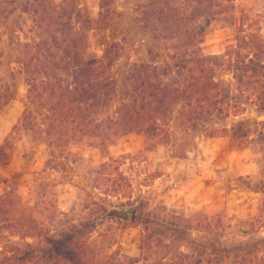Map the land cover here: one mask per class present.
Returning a JSON list of instances; mask_svg holds the SVG:
<instances>
[{
    "label": "trees",
    "instance_id": "16d2710c",
    "mask_svg": "<svg viewBox=\"0 0 264 264\" xmlns=\"http://www.w3.org/2000/svg\"><path fill=\"white\" fill-rule=\"evenodd\" d=\"M235 1L148 0L139 5L138 22L152 42L150 61L119 71L116 63L121 44L102 43L104 50L99 57L90 51L87 33L94 25L107 22L110 0H101L97 21L67 1L58 5L54 0H0V19L4 12L18 9L32 17L35 37L14 43L16 62L27 88L19 126L30 130L33 139L46 146L47 167L66 170L78 158L71 147L87 142L106 155L111 146L132 133L144 139L146 151H155L170 143L174 127L189 134L209 130L211 138L228 136L235 150L251 143L264 152V122H255V127L244 122L216 127L245 115L248 106L264 116V38L259 23L243 13L236 44L224 55L207 56L201 48L212 23L233 19ZM163 57L166 63L160 65ZM218 68L232 75L235 94L217 79ZM1 69L0 55V74ZM11 81L6 83L0 75V111L17 97L13 76ZM10 151L8 142L0 146V185H7L4 193L0 191V229L18 235L23 244L7 251L6 259L20 264H113L104 247L92 239L88 224H71L54 236L50 226L57 219V208L40 221L35 214L40 201L34 207L22 203L14 182L3 175L10 165ZM117 163L104 162L97 171L98 189L110 197L126 196L131 189L123 174L118 175L119 180L114 177ZM119 209L105 210L110 219L125 217ZM131 209V220L141 218L145 225L142 260L155 255L157 248L165 256L157 264H227L233 256L240 259L231 264H255L256 257L248 262L242 255L264 249V238L231 247L210 241L194 248L196 255L178 253L168 260L165 250L169 245L162 239L155 245L149 234L150 216L143 215L144 208ZM177 218L191 230H214L207 216L203 220ZM226 220H218L222 233L227 228ZM255 225L264 227V211Z\"/></svg>",
    "mask_w": 264,
    "mask_h": 264
},
{
    "label": "rangeland",
    "instance_id": "374dc122",
    "mask_svg": "<svg viewBox=\"0 0 264 264\" xmlns=\"http://www.w3.org/2000/svg\"><path fill=\"white\" fill-rule=\"evenodd\" d=\"M19 1L22 3L23 0ZM54 1L58 5L65 1L76 5L95 21L100 18L101 0ZM147 1L110 0L106 8L110 13L107 22L94 25L87 32L90 51L100 57L104 50L102 43L115 41L122 46L116 63L119 71L134 63L149 62L148 51L152 42L138 22L137 14L138 6ZM235 6L233 19L217 21L209 27L201 44L205 55H224L229 47L236 44L237 27L243 13L259 23L264 38V0H236ZM32 27L31 15L20 9L1 15L0 75L6 83H13V76L18 87L16 99L0 111V146L8 142L11 147L10 165L3 175L14 182L24 205L34 207L40 201L35 211L40 221L57 208V219L50 226L54 236H59L71 224L85 223L92 232V239L104 247L105 255L113 264H157L165 257L157 248L155 255L148 260L141 259V240L145 235L141 218L136 222L126 216L110 219L105 210L120 208L126 211L135 207L144 208L143 215L150 216L148 227L153 243L157 245L162 239L169 245L165 250L168 260L178 253L196 255L194 248L200 243L221 241L226 247H231L264 238V227L260 229L255 225L261 211H264V152L255 144L249 143L235 150L226 135L211 138L209 130L200 129L189 134L174 127L170 143L155 151H146L144 139L132 133L111 146L106 155L89 142L72 146V151L78 156L77 162L68 164L66 170L48 168L46 146L35 141L30 130L19 126L26 108L27 88L24 74L16 62L14 43L33 39ZM159 61L160 65L166 63L164 57ZM216 75L235 94L236 83L232 75L223 68H218ZM247 110L245 115L232 117L216 127H230L240 122L255 127V122H264V116L255 107L248 106ZM111 160H118L114 177L119 180L118 175L123 174L131 185L126 196L110 197L98 189L97 171L102 163ZM6 189L7 185H0L2 193ZM206 216L214 225L210 233L201 229L191 230L187 223L177 218L203 220ZM221 217L227 219L225 233L221 232L218 222ZM22 241L18 235L0 229V264H20L8 261L5 253L16 244L22 245ZM254 257L257 258L255 264L264 261V249L257 254L242 255L248 262ZM239 259L233 256L226 263Z\"/></svg>",
    "mask_w": 264,
    "mask_h": 264
},
{
    "label": "water",
    "instance_id": "95a60500",
    "mask_svg": "<svg viewBox=\"0 0 264 264\" xmlns=\"http://www.w3.org/2000/svg\"><path fill=\"white\" fill-rule=\"evenodd\" d=\"M119 213L123 216H126V217H130L132 216L133 212H132V209H129V210H119Z\"/></svg>",
    "mask_w": 264,
    "mask_h": 264
}]
</instances>
